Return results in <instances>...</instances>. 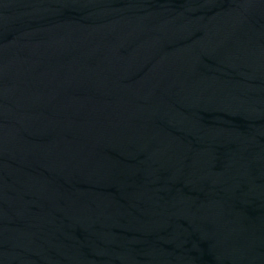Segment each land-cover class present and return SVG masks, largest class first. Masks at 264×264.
I'll return each mask as SVG.
<instances>
[{
    "label": "water",
    "instance_id": "95a60500",
    "mask_svg": "<svg viewBox=\"0 0 264 264\" xmlns=\"http://www.w3.org/2000/svg\"><path fill=\"white\" fill-rule=\"evenodd\" d=\"M0 264H264V0H0Z\"/></svg>",
    "mask_w": 264,
    "mask_h": 264
}]
</instances>
